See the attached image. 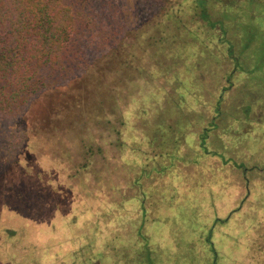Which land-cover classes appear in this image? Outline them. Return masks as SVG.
<instances>
[{
  "label": "trees",
  "instance_id": "16d2710c",
  "mask_svg": "<svg viewBox=\"0 0 264 264\" xmlns=\"http://www.w3.org/2000/svg\"><path fill=\"white\" fill-rule=\"evenodd\" d=\"M95 3L0 0V124L19 118L25 158L58 159L74 170L70 183L82 194L138 201L141 224L130 223L126 235L142 245L139 264H155L144 226L147 203L159 201L156 183L172 188V199L181 190L216 195L222 177L242 169L246 200L255 191L249 172L264 167V153H256L264 140L249 136L264 125V25L257 21L264 13L242 5L264 0H141L128 17L132 28L105 31L87 53L81 33L98 26ZM46 91L60 102L26 111ZM230 147L246 150L253 165L227 156ZM262 216L251 256H264Z\"/></svg>",
  "mask_w": 264,
  "mask_h": 264
},
{
  "label": "rangeland",
  "instance_id": "374dc122",
  "mask_svg": "<svg viewBox=\"0 0 264 264\" xmlns=\"http://www.w3.org/2000/svg\"><path fill=\"white\" fill-rule=\"evenodd\" d=\"M140 3L141 0H96L89 5L98 26L81 33L82 49L87 53L98 49L102 35L112 28L122 32L126 25L132 28L134 21L130 22L128 17L135 4ZM242 7L255 15V8L264 13L263 3L255 7L244 3ZM115 21L121 28L112 25ZM257 21L264 25L261 14ZM136 35L137 32L131 38ZM43 96L34 97L26 111L39 112L44 100L49 106L61 100L58 94L49 91ZM65 122L67 125L68 120ZM25 128L19 118L0 124V264H139L145 258L142 245L136 246L134 236L126 234L133 232L130 223L141 224L140 203L123 201L117 196L110 200L82 194L70 183L74 170L58 159L39 154L25 158L22 152L25 144L18 142ZM75 135L82 143L83 136ZM249 137L264 140V125L262 131ZM251 144L257 143L251 140ZM261 147L256 146V153H264ZM225 152L238 162L247 156L246 150L242 155L231 147ZM245 161L251 166L255 159L247 156ZM228 168L233 166L224 167ZM259 168L261 172L257 169L249 172L251 191L255 190L250 194L251 200L250 196L248 200L245 197L242 169H231L227 178L222 177V185L217 188L220 192L214 194L216 199L208 192L187 190H181L172 199L169 197L173 195L172 188L156 183L154 192L159 201L147 203L144 226L155 264H259L264 256L248 255L258 238L256 229L264 215V167ZM234 200L238 203L234 204ZM239 204L241 212L229 222L213 227L216 218L225 217ZM159 216L165 217V221H159Z\"/></svg>",
  "mask_w": 264,
  "mask_h": 264
}]
</instances>
